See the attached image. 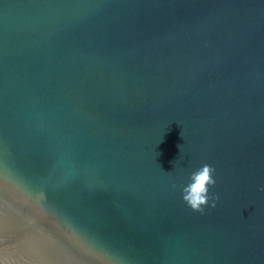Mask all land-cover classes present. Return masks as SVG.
Segmentation results:
<instances>
[{"label":"water","instance_id":"obj_1","mask_svg":"<svg viewBox=\"0 0 264 264\" xmlns=\"http://www.w3.org/2000/svg\"><path fill=\"white\" fill-rule=\"evenodd\" d=\"M261 187L264 0H0V264H264Z\"/></svg>","mask_w":264,"mask_h":264},{"label":"clouds","instance_id":"obj_2","mask_svg":"<svg viewBox=\"0 0 264 264\" xmlns=\"http://www.w3.org/2000/svg\"><path fill=\"white\" fill-rule=\"evenodd\" d=\"M214 172L215 169L205 163L189 174L188 182L181 188V199L191 211L202 213L205 207H216L218 197L209 194L216 183ZM260 190L264 191V187Z\"/></svg>","mask_w":264,"mask_h":264}]
</instances>
